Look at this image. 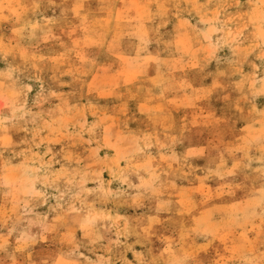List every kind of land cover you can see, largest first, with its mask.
Segmentation results:
<instances>
[{"label":"rangeland","instance_id":"rangeland-1","mask_svg":"<svg viewBox=\"0 0 264 264\" xmlns=\"http://www.w3.org/2000/svg\"><path fill=\"white\" fill-rule=\"evenodd\" d=\"M0 264H264V0H0Z\"/></svg>","mask_w":264,"mask_h":264}]
</instances>
